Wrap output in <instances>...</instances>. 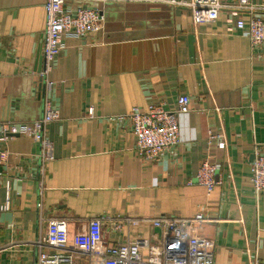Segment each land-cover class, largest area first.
I'll list each match as a JSON object with an SVG mask.
<instances>
[{"label":"crops","instance_id":"1","mask_svg":"<svg viewBox=\"0 0 264 264\" xmlns=\"http://www.w3.org/2000/svg\"><path fill=\"white\" fill-rule=\"evenodd\" d=\"M44 3L0 0V124L42 117ZM252 3L264 8V0ZM91 7L103 14L102 29L63 36L51 73L60 118L47 127L53 159L46 174L38 175L39 146L31 138L0 141V264H35L39 251L52 253L38 242L53 218L66 220L71 249L94 218L102 219L109 244H155L161 232L149 224L114 232L113 219L199 214L205 221L183 231L213 242V264L264 262V191L255 194L250 172L254 151L264 155V43L250 44L247 15L243 28L228 32L223 13L194 25L188 10L163 4ZM257 16L264 18V9ZM180 94L188 96L189 112L177 116L178 144L144 160L129 123L117 118L149 103L172 111ZM220 134L224 150L208 140ZM206 157L220 165L209 193L195 179ZM6 181L11 202L2 211ZM75 262L88 264L81 254Z\"/></svg>","mask_w":264,"mask_h":264},{"label":"built area","instance_id":"2","mask_svg":"<svg viewBox=\"0 0 264 264\" xmlns=\"http://www.w3.org/2000/svg\"><path fill=\"white\" fill-rule=\"evenodd\" d=\"M121 2L163 4L174 8L188 10L194 25L214 23L219 15H225L228 32L244 27L243 14L247 15V28L250 44L253 47L264 43V18L257 13L264 8L255 6L252 0H45L46 15L42 46V65L37 74V82L43 88L42 117L31 124L12 126L9 123L0 124V141L8 135L22 134L28 136L39 146L37 159L39 161L40 177L46 174V165L53 159V144L49 138L47 127L60 118L59 110L53 100L55 82L51 79L56 59L63 46V36L82 38L102 29L103 14L91 4ZM189 112V98L185 94L177 97L176 108L165 110L163 104L149 103L144 110L133 108L118 121H127L135 136V149L146 161L156 160L165 150L176 146L179 142V126L177 116ZM92 116V110L88 112ZM216 138L218 147L226 149L227 143L223 134L208 137ZM6 158V153L0 156V162ZM220 169L218 163L206 157L196 174V183L203 186L206 192H211L219 182L216 172ZM251 182L255 194L264 191V155L255 150L250 163ZM1 177V173H0ZM192 184V182H188ZM6 199L2 211L10 209V182H5ZM42 186L40 185V194ZM41 209V202L37 205ZM113 231L126 229L131 233L138 224H149L161 232V240L155 244L138 238L124 243L109 244L104 240L102 219L89 220L85 237L74 241L72 248L69 243L67 223L64 219H50L46 236L38 242L52 249V253L39 251L35 264H76L78 254L87 257L88 264H213L214 244L211 240L188 236L183 229L193 222H204L201 214L193 220H182L171 216L154 219H134L116 217L113 219ZM251 264H264L255 260Z\"/></svg>","mask_w":264,"mask_h":264}]
</instances>
